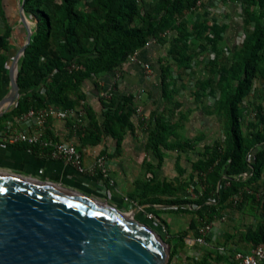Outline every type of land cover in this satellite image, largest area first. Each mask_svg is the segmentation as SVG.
<instances>
[{
	"label": "rangeland",
	"instance_id": "obj_1",
	"mask_svg": "<svg viewBox=\"0 0 264 264\" xmlns=\"http://www.w3.org/2000/svg\"><path fill=\"white\" fill-rule=\"evenodd\" d=\"M168 1L171 0H136L139 16L135 18V25L143 26L142 16L146 12H155ZM183 1L188 4V0ZM2 2L0 0V30L4 28V32L0 36L10 32L11 39L12 29L4 20ZM60 2L61 0H52L45 7L52 21L57 16L54 6ZM93 2L94 0H80L76 9L79 12L90 11ZM186 10L183 17L175 22L176 25L182 23L183 36L176 30L169 29L160 38L164 41L151 37L149 41L152 42L148 46L144 45L126 55L114 70L92 78L94 81L93 84L89 83V88L82 84L80 89H69L65 96L73 103L72 106L62 108L52 105L59 110L81 108L85 111L80 120H65L69 124H76L82 131H91L92 134L86 135L90 140L95 137L103 139L110 149L104 155L114 183L106 187L104 200L100 201L123 213H131L135 208L144 206L134 218L154 231L168 245L170 254L173 248L167 241L169 225H164L161 219L159 222L149 219L148 214L152 213L157 218L160 216L156 211L173 215L174 234L182 231L194 234L200 226L195 213L175 210L179 206L191 209L192 205L173 207L169 203L171 200L194 202L201 196L202 181L193 170V163L204 158L213 146H225L227 116L224 99L235 86V81L229 79V70L236 64L255 27L264 26L258 0H198L195 6ZM25 18L32 30L34 22L26 14ZM213 26L223 28L221 38L216 43ZM17 27L22 28L23 37L18 42L19 46L11 51V60L28 35L26 26L20 20ZM3 56H8V51L0 49V57ZM55 56L56 45L52 42L50 49L42 54L40 62L44 63ZM9 67L10 64L3 78L0 77V101L11 93ZM17 69L19 70V62ZM164 72L167 82L165 91L162 85ZM86 80L88 83L89 79ZM91 88L96 90V119L92 113V119L88 118L90 109L85 103L84 91ZM80 95H84V98ZM16 104L5 105L2 110L6 113ZM239 108L242 134L244 138H249L257 128L264 127V123H261L264 120L262 79H253ZM107 110L123 112L128 116V125H114L115 135L107 132L104 126ZM152 132H161V162L148 144ZM251 188L233 195L232 201L223 208V217L212 223L207 245L190 249V254L186 256L191 261L186 260L187 264H194L195 256H198L196 264L200 263L203 256L200 250L209 252L206 249L210 246L217 252L221 250L229 252L228 254L252 248L243 241L241 246L232 244L237 243L236 230L245 226L253 228L259 219L264 218V170L259 181ZM254 189L257 193L251 199ZM150 200L160 202L155 211V207H151V210L145 206ZM248 208L254 210L256 220L247 215ZM162 225L165 226L166 233L162 231ZM193 252L198 254L194 255ZM168 264H171L170 258Z\"/></svg>",
	"mask_w": 264,
	"mask_h": 264
},
{
	"label": "trees",
	"instance_id": "obj_2",
	"mask_svg": "<svg viewBox=\"0 0 264 264\" xmlns=\"http://www.w3.org/2000/svg\"><path fill=\"white\" fill-rule=\"evenodd\" d=\"M79 1L61 0L54 6L57 16L52 21L50 13L45 10L52 0H24V12L35 25L31 42L19 61L17 83L20 99L3 116L18 117L31 108H41L48 104L62 108L72 106L73 103L65 96L69 89H80L84 80L114 70L126 55L143 47L151 37L160 39L163 32L169 29L176 30L183 36L182 23L176 25L175 22L183 17L186 9L195 6L198 0H188V4H184L183 0L168 1L155 12H146L142 16L143 26L135 25V18L139 16L136 0H94L90 11L85 12L76 9ZM258 4L264 19V0H258ZM212 29L216 43L221 38L223 28L213 26ZM9 38L10 32L0 36V49H5L10 55ZM52 42L56 45V56L41 63L42 54L50 49ZM263 47L264 26L257 25L236 64L229 70V79L235 81V86L224 99L227 116L225 146H213L204 158L193 163L192 168L202 181L201 196L194 202L171 200L169 203L173 207L192 205L191 209L179 206L175 210L195 213L200 225L212 223L222 217L223 208L232 201L233 195L244 192V189H252L253 184L262 176L264 127L257 128L249 138H244L239 104L250 90L254 78L264 81ZM8 61L9 56L0 57L1 79L7 71ZM72 65L75 68L70 70ZM165 75L164 72V91L167 88ZM83 96L80 95L84 98ZM91 113L88 110L89 119H92ZM116 123L121 127L128 125V116L123 112L107 110L104 117L106 131L115 135ZM90 134L91 131L88 135ZM159 136L161 132H152L148 144L161 162L163 153ZM93 141L98 142L99 139L95 137ZM255 193L257 191L254 189L251 199ZM157 203L160 202L150 200L148 204L152 206ZM196 233L197 230L194 234ZM187 235L185 231L180 232L181 243L177 248L185 246L184 238ZM243 240L253 248L264 244V220L260 221L255 230L247 232ZM173 254L171 252L170 261Z\"/></svg>",
	"mask_w": 264,
	"mask_h": 264
},
{
	"label": "water",
	"instance_id": "obj_3",
	"mask_svg": "<svg viewBox=\"0 0 264 264\" xmlns=\"http://www.w3.org/2000/svg\"><path fill=\"white\" fill-rule=\"evenodd\" d=\"M27 38L9 67L11 93L20 98L17 65L32 30L19 4ZM69 188L18 174L0 172V264H168V245L134 216Z\"/></svg>",
	"mask_w": 264,
	"mask_h": 264
},
{
	"label": "crops",
	"instance_id": "obj_4",
	"mask_svg": "<svg viewBox=\"0 0 264 264\" xmlns=\"http://www.w3.org/2000/svg\"><path fill=\"white\" fill-rule=\"evenodd\" d=\"M2 4L4 20L8 22L7 24L10 25L12 29L10 39V51H12L17 46H19L18 42L20 43L23 37L21 33L22 28L17 27V23L20 20V0H3ZM3 32L4 28H1L0 34H3ZM8 56L9 61L6 64V69L12 61L11 56L9 54ZM12 56H14V54ZM93 79H89L88 83L86 82L87 80H85L83 86L89 88V86L93 84ZM84 92L86 94L85 103H87L88 109L92 111V114H94V118L96 119V90L94 88H91V90ZM4 114L6 113L0 115V172L18 174L28 178L51 182L83 193L98 200H104L103 198L106 194L105 190L109 184L101 177L98 171H91L97 157L99 155L105 156L106 152L109 153L110 151L107 143L105 144V141L103 139H100L98 142L90 140L89 136H86L87 134H89V131L80 130L76 124H69L67 120L57 118L56 116H53L49 119L47 124L48 135L56 140L67 141L74 144L77 147L78 151L82 154L83 163L87 169L82 173L69 163H66L64 160L51 157L48 153V150L41 147L31 146L23 143L16 145L4 143L3 137L8 134L11 125L15 123V120L17 118L12 116H3ZM109 175L111 174L109 173ZM113 175L116 176V173H113ZM157 205L159 204H153L152 206L150 204H145V206L148 208L155 207L153 209L154 211ZM248 212L249 213L247 215L255 218L256 220L254 210L249 209ZM156 214L158 215V217H161H159L158 219H161L164 225H169L167 241L169 242L171 248H173L174 252L171 257V264H187L186 260H191L186 255L190 254V249L192 248L187 246L177 248L179 247L181 242L179 241V234H174L176 231L172 224L173 215L158 211H156ZM222 217L218 219H221ZM216 220H214L213 222H215ZM262 220H264V218L259 219L257 224L253 228H247V226H245L242 229L236 230V237H238L237 243H234L232 245L241 246V241L246 242L243 240V236L247 232L255 230L257 225ZM192 234L193 233L188 235ZM210 234L208 238L210 237ZM251 249H253V247ZM251 249L245 248L244 250L240 251L248 252ZM206 250L209 252L200 250L202 251L201 254L203 253L201 261L205 262V264H232L231 261L233 254H228L229 252L224 253L221 250L217 252L213 246L208 247ZM193 254L197 255L198 253L193 252ZM197 257L198 256L194 257V259L196 258L194 264H196V262L198 261Z\"/></svg>",
	"mask_w": 264,
	"mask_h": 264
},
{
	"label": "built area",
	"instance_id": "obj_5",
	"mask_svg": "<svg viewBox=\"0 0 264 264\" xmlns=\"http://www.w3.org/2000/svg\"><path fill=\"white\" fill-rule=\"evenodd\" d=\"M150 42L152 41H148L145 46H148ZM73 68H75V65H72L70 70ZM84 115L85 111L81 108L59 110L50 104L41 108H31L16 118L8 134L3 137V142L11 145L23 143L41 147L48 150L51 157L64 160L83 173L87 169L83 163L82 154L77 147L70 142L56 140L49 136L47 124L53 116L65 120L67 118L81 119ZM91 171H98L109 185H113L114 182L109 175L105 156L99 155L97 157ZM148 218L159 222V219L152 213L148 214ZM211 230L212 223L201 224L197 228L196 234L184 238L185 246L193 248L207 245ZM162 231L165 233L167 231L164 225H162ZM231 262L232 264H264V244H260L248 252L236 251Z\"/></svg>",
	"mask_w": 264,
	"mask_h": 264
}]
</instances>
